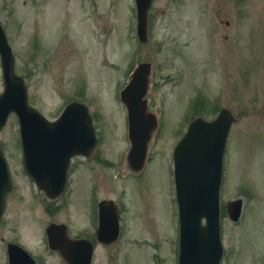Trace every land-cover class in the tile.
Listing matches in <instances>:
<instances>
[{
	"label": "rangeland",
	"instance_id": "obj_1",
	"mask_svg": "<svg viewBox=\"0 0 264 264\" xmlns=\"http://www.w3.org/2000/svg\"><path fill=\"white\" fill-rule=\"evenodd\" d=\"M150 18L141 43L134 0H0V25L29 103L53 120L69 101L83 102L100 141L97 159H75L65 194L48 200L23 172L18 123L10 115L0 131L14 180L0 229V264L9 240L35 252L40 264H64L47 250L45 228L64 224L70 237L90 232V209L104 199L123 211L122 240L98 246L93 264H145L144 258L152 264L154 254L159 264H175L172 153L202 101V117L226 108L234 118L220 203L240 198L242 215L237 223L221 217V264H264V0H154ZM140 63L152 69L146 98L158 128L137 177L126 164L119 91Z\"/></svg>",
	"mask_w": 264,
	"mask_h": 264
},
{
	"label": "water",
	"instance_id": "obj_2",
	"mask_svg": "<svg viewBox=\"0 0 264 264\" xmlns=\"http://www.w3.org/2000/svg\"><path fill=\"white\" fill-rule=\"evenodd\" d=\"M137 36L147 39V11L152 0H135ZM0 60L4 92L0 95V130L11 112L19 120L23 164L27 175L45 191L49 198L64 190L70 159L75 155H92L97 150L94 129L87 108L73 102L59 118L48 122L28 105L26 87L14 73V58L0 27ZM151 66H137L129 84L121 92V101L128 112V137L131 144L127 161L133 171L143 168L148 142L156 129V116L149 112L144 96L148 90ZM233 117L223 109L212 122L200 118L193 121L174 152L176 194L181 225L179 264H218L222 249L219 236V188L222 160ZM11 179L0 148V222L5 209ZM240 200L229 202L228 217L236 222L241 213ZM98 237L106 243L118 236L117 212L111 202H101ZM109 212L113 226L107 236H101L107 226ZM207 226L201 227L202 218ZM107 222V223H106ZM196 224V226H195ZM49 247L58 250L67 264H90L92 247L82 240L66 237L64 225L51 224L46 229ZM103 239V240H102ZM106 239V240H105ZM10 264H32V259L19 247L9 251Z\"/></svg>",
	"mask_w": 264,
	"mask_h": 264
},
{
	"label": "flooded vegetation",
	"instance_id": "obj_3",
	"mask_svg": "<svg viewBox=\"0 0 264 264\" xmlns=\"http://www.w3.org/2000/svg\"><path fill=\"white\" fill-rule=\"evenodd\" d=\"M119 214H120L119 223L122 226L123 225V211L120 208H119ZM97 221H98V214H97V211H96L95 214H91V216H90V224L91 225L93 224L92 232L89 235H84V238H86L87 240L91 241L94 244V246H96L95 244H96V241H97V238H96V222ZM2 226H3V224L0 226V229H1ZM2 242H3V240H2ZM10 243L19 244V242L15 241V240H9V241H7L6 243H4L2 245V248H1L2 259H3L2 260V264H4V262L7 259L8 245ZM100 247L105 248V249L113 248L114 244L112 246L101 244ZM109 259L110 258H108V260ZM125 264H126V262H125ZM152 264H159V262L157 261V259H153Z\"/></svg>",
	"mask_w": 264,
	"mask_h": 264
}]
</instances>
